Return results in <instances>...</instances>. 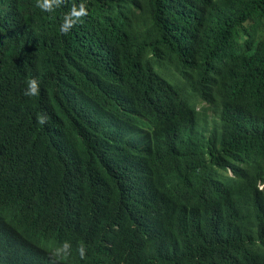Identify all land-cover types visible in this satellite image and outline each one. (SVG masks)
I'll list each match as a JSON object with an SVG mask.
<instances>
[{
    "label": "trees",
    "instance_id": "1",
    "mask_svg": "<svg viewBox=\"0 0 264 264\" xmlns=\"http://www.w3.org/2000/svg\"><path fill=\"white\" fill-rule=\"evenodd\" d=\"M80 2L0 0V264H264V0Z\"/></svg>",
    "mask_w": 264,
    "mask_h": 264
},
{
    "label": "clouds",
    "instance_id": "2",
    "mask_svg": "<svg viewBox=\"0 0 264 264\" xmlns=\"http://www.w3.org/2000/svg\"><path fill=\"white\" fill-rule=\"evenodd\" d=\"M66 0H36L35 7L39 8L41 11L53 13L57 8H60ZM88 15L87 5L81 0L79 4L72 3L69 11L65 12L62 15L59 31L63 35H67L73 27L77 24H82L84 18ZM27 87L24 90V95L29 97H35L40 93L39 81L36 78H29L25 81ZM210 120V119H209ZM213 122V120H210ZM37 122L41 125H44L47 122V117L45 115H37ZM195 131L202 132L204 136L208 137V131H200L194 129ZM171 143L169 140H166L164 143L169 145V151H171ZM201 142V141H199ZM204 142V141H203ZM205 143V142H204ZM206 144V143H205ZM142 146V142H140ZM158 161H163L164 158L161 157L160 150H155L152 152ZM169 155V152H168ZM184 204H187V200L180 199ZM71 243L69 241H64L59 247L53 248L50 253V260L52 264H59L60 261L66 260L71 255ZM77 252L81 259L86 258V248L83 243L79 244L77 247Z\"/></svg>",
    "mask_w": 264,
    "mask_h": 264
},
{
    "label": "rangeland",
    "instance_id": "3",
    "mask_svg": "<svg viewBox=\"0 0 264 264\" xmlns=\"http://www.w3.org/2000/svg\"><path fill=\"white\" fill-rule=\"evenodd\" d=\"M203 104H205V103H204V102H202V101H201V102H199V103L196 105L197 109H199V106H200V105H203Z\"/></svg>",
    "mask_w": 264,
    "mask_h": 264
}]
</instances>
